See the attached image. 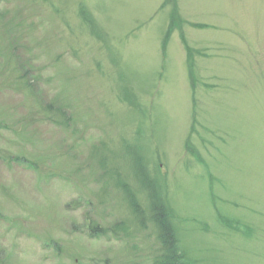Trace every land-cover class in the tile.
<instances>
[{"label":"rangeland","instance_id":"rangeland-1","mask_svg":"<svg viewBox=\"0 0 264 264\" xmlns=\"http://www.w3.org/2000/svg\"><path fill=\"white\" fill-rule=\"evenodd\" d=\"M167 260L264 264V0H0V264Z\"/></svg>","mask_w":264,"mask_h":264},{"label":"trees","instance_id":"trees-1","mask_svg":"<svg viewBox=\"0 0 264 264\" xmlns=\"http://www.w3.org/2000/svg\"><path fill=\"white\" fill-rule=\"evenodd\" d=\"M177 17V14L175 15ZM196 27V26H195ZM198 28V27H197ZM201 28V27H200ZM171 29L169 30V35L171 34ZM188 50V49H187ZM188 52V51H187ZM190 68L194 66L193 63H188ZM191 71V69H189ZM192 74V71L191 73ZM193 76V74H192ZM151 204H152V214H153V221L159 228V233L161 236V239L163 241L164 246H169V249L172 254V259L175 261L178 258V250L176 246V238L174 235V229L172 224L170 223V215L168 212L167 204L163 203L162 200L158 199V196L153 195V199L151 197ZM137 210V207H136ZM171 257V256H170ZM164 264H176V262H172L171 260H167V262Z\"/></svg>","mask_w":264,"mask_h":264}]
</instances>
